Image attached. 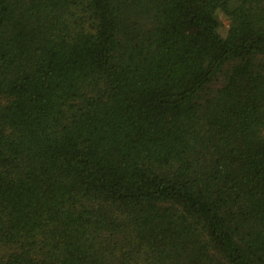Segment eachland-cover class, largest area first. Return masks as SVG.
<instances>
[{"label":"trees","instance_id":"obj_1","mask_svg":"<svg viewBox=\"0 0 264 264\" xmlns=\"http://www.w3.org/2000/svg\"><path fill=\"white\" fill-rule=\"evenodd\" d=\"M0 264H264V0H0Z\"/></svg>","mask_w":264,"mask_h":264},{"label":"rangeland","instance_id":"obj_2","mask_svg":"<svg viewBox=\"0 0 264 264\" xmlns=\"http://www.w3.org/2000/svg\"><path fill=\"white\" fill-rule=\"evenodd\" d=\"M218 19L220 21L219 32L222 36H224L227 30V26H228L227 21L225 17L220 14L218 15Z\"/></svg>","mask_w":264,"mask_h":264}]
</instances>
